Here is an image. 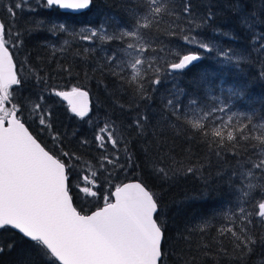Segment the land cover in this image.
<instances>
[{
    "label": "snow or ice",
    "instance_id": "6c2138e0",
    "mask_svg": "<svg viewBox=\"0 0 264 264\" xmlns=\"http://www.w3.org/2000/svg\"><path fill=\"white\" fill-rule=\"evenodd\" d=\"M122 3L132 19L131 27L108 34L89 26L81 28L80 39L92 43L99 37L101 41L120 43V55L115 52L105 54V67L115 80L122 84L126 82L136 101L151 104L154 86L162 82L165 72L185 70L202 59L192 48L175 53L167 44L157 48L156 45L162 41L159 36L152 37L153 30H158L167 22L166 36H178L182 43L198 45L199 49L211 52L213 48L210 44L198 38L196 33L208 27L219 13L208 7L206 13L197 15L192 11L190 0H184L182 14L177 12L171 0H122ZM93 4L94 0H37L33 7L29 0H9L6 13L12 22L0 21V231H17L32 245L34 254L23 256L18 264H166V257L171 259L165 251L169 228L161 215L162 199L156 195L149 179L171 181L180 174H199L206 183L208 181V176L204 175L208 167L201 163L199 167L189 166L186 170L178 167L171 170V174L164 168L152 167L147 172L148 178H143L142 174L141 178H134L132 182L109 184L106 192H101L99 188L93 190V187L73 182L77 167L73 162V153L62 148L59 155L51 149L46 150L47 145L42 146L29 131V121L37 119L39 125L49 131L54 144L59 146L63 142L61 134L52 133L50 112L44 110L45 105L17 95L18 90L30 83L32 75H20L17 68L15 54L24 43L18 29L13 33L17 13L26 8L38 11L40 7L82 13L90 11ZM232 11L235 14L239 8H232ZM171 15L175 19H169ZM241 24L247 26L248 21L242 19ZM38 27L56 34L58 30L64 31L66 25L59 21H45ZM256 50L264 51V44ZM166 52L174 59L161 55ZM219 55L231 59L228 52L220 51ZM20 69H24L23 64ZM62 71L70 73L71 68H63ZM261 75L264 76V73ZM128 76L130 81H126ZM36 83L45 90L50 87L44 77ZM244 91L241 89L233 94L240 96ZM182 94V91H174L162 100L157 125H152V117L147 111H138L132 121V126L139 129L138 136H143L149 125L171 124L178 128L183 121V128L192 133L189 140L197 136L203 138L208 149L206 162L209 167L213 165L211 158H216L215 165L220 169L216 175L221 183L233 187V178L247 180L256 172L264 179V123L258 126L253 123L255 113H237L228 108L226 101L209 107L206 100L194 97L190 98L191 110L185 111L180 99ZM54 95L67 102L75 117H89L92 111L90 94L84 87L73 86L69 90L55 91ZM43 99L41 95L40 100ZM260 119L264 120V116ZM103 121L94 139L97 147L106 152V142L116 148L118 141L110 127L113 118L105 113ZM71 135L76 137L78 133ZM79 142L88 143L83 138ZM247 152L253 155L246 161L251 166L246 174L243 171L221 174L229 153L240 165V157ZM124 156L121 170H128L129 166L135 170L138 167L135 154L125 148ZM75 159L78 160V157ZM104 160L114 169L120 163L119 156L113 160L105 155ZM92 176L95 177L96 173L93 172ZM83 183L91 181L85 176ZM253 187L249 184L250 189ZM260 187L264 189V185ZM78 195L102 200V205L90 214L84 213L74 206ZM203 210L205 215L194 221L197 227L200 224L210 226L213 220L227 214V210L220 212L207 206ZM239 212L241 235L237 236L231 226H222L219 232L220 235L227 232L236 236L235 249L238 258L242 259L252 253L257 244L264 246V235H256L248 227L254 222L264 224V196L255 203L253 212H246L243 207L239 208ZM201 251L207 255L209 249H201L198 245L188 255L178 254L174 264H197L196 253ZM0 252H3L2 247ZM227 254L224 250L217 253Z\"/></svg>",
    "mask_w": 264,
    "mask_h": 264
},
{
    "label": "trees",
    "instance_id": "16d2710c",
    "mask_svg": "<svg viewBox=\"0 0 264 264\" xmlns=\"http://www.w3.org/2000/svg\"><path fill=\"white\" fill-rule=\"evenodd\" d=\"M225 1L229 0H190L192 11L197 15L206 13L208 7L219 13L210 22L212 26L210 32L206 27L196 33L198 38L210 44L213 51L205 52L199 49L198 45H187L182 43L178 37L172 47L181 46L179 52L192 48L193 51L202 56V60L200 63L180 72H165L162 82L158 86H154L155 91L152 93L153 101L151 104L136 101L126 82L122 84L115 80L109 72L104 74L97 66L83 63V60L78 59L61 60L62 64L59 65L64 68H71V72L60 75L64 80L50 76V83L47 85L56 84L64 86L67 90L73 86L84 85L83 87L90 92L93 103L89 117L84 119L75 117L70 112L67 103L52 94L51 86L45 90L43 86L36 83L39 79L29 77L30 83L17 92L19 97H29L34 102L45 105L44 110L50 112L49 122L52 126V133L62 135V144L59 146L54 144L49 131L39 125L37 119L29 121V128L44 145H47V149L53 150L57 155H59L61 148L65 152L74 154L73 162L77 165L73 174L74 183L83 185V177L87 176L91 181L93 190L99 188L101 192H106L109 190V184H122L134 180V178H141L142 174L143 178H148L147 172L152 167L164 168L169 174H171V170L178 167L186 170L189 166L199 167L201 163L208 167V172L204 173L208 176L207 183L197 174L177 175L171 181L158 178L149 179L156 195L162 199L161 215L169 228L165 251L169 253L171 259L166 257V264H174L178 254L188 255L198 245L201 249L207 247L209 251L207 255L203 251L196 253L197 264H264V246L257 244L252 253L239 259L235 249L236 236L227 232L220 235L219 232L222 226H231L237 236L241 235L240 226L234 219L240 220V207H243L246 212H253L255 203H258L264 196V189L260 187L262 185L260 173L256 172L254 177H249L247 180L233 178V187H229L227 184L221 183L216 175L217 171L220 170L215 165L216 158H211L213 160L211 167L207 164L208 149L203 138L197 136L189 140L192 133L183 128V121L180 122L181 127L178 128L171 124L152 126L157 125L162 100L168 98L174 91L183 92L180 99L185 105V111L191 110L190 98L204 100L208 98L207 94L221 98V103L226 101L227 104H230L235 101L234 105L231 106L240 108L246 115L253 114V109L247 104V101L254 102L258 94L264 104V76L261 75L264 71L257 61V59L264 61V51L256 50L260 48L261 44H264V0H260L259 7H256L255 3L253 6L250 5L253 9L244 4L247 3V0H241L239 5L236 3L231 8L225 7ZM171 2L176 6L177 12H181L184 0H171ZM8 3L9 0H0V16L2 21L12 22V18L6 13ZM29 3L35 7L37 0H29ZM232 8H239V11L234 14ZM112 16L116 21L115 28L117 31L127 30L132 26V19L122 0H94L91 10L82 14L65 13L55 7L52 9L40 7L38 11L27 10L26 8V10L19 11L13 23V33L15 34L18 29L24 41L15 54L19 71L20 65L23 64L34 68L45 77L44 72L58 63V59L65 55L72 45L63 47V49L61 47L57 59L50 63L52 58L46 54L45 41L50 39L59 43L60 37L64 43L70 39L73 33L79 32L82 25L97 27L102 23L105 24L102 21H107ZM174 17L171 15L169 19ZM246 18L250 21V24L246 26L248 30L241 24V20ZM38 19L39 25L45 21L56 22L60 20L59 22L64 23L66 28L64 31L58 30L56 34H50L47 28L38 27L39 25L36 24ZM252 21H254L256 31L251 29ZM108 27L109 33H114V30H111L110 26ZM168 28V23H163L158 30H153L152 37L159 36L161 41L169 44L170 39H175V37L165 35ZM205 31H208L207 37L203 36ZM212 35L221 38L222 44L220 46L212 43ZM227 35H229L228 38H226ZM253 37L257 38L254 39ZM112 42L117 43L116 41ZM220 51L228 52L231 59L219 55ZM166 57L168 58V55ZM168 59L172 60L174 56ZM102 66L105 67V64ZM72 74H77L80 77L72 76ZM20 75L22 74L20 73ZM68 76L83 85L72 83L71 79L67 78ZM175 76L181 81L177 86L176 80L171 82ZM130 80L131 77L128 76L126 81ZM98 89H100L99 93L96 92ZM241 89H245L242 95L233 94ZM104 94L106 95L103 97L104 108L101 109L98 96H104ZM41 95L44 96L43 100H40ZM211 102L212 100L209 98V103ZM138 111H147L152 117V125L148 126L143 136H138L139 129L132 126V121L136 118ZM100 112H106L113 118V124L110 127L118 141L116 148L106 142V152L105 149L97 147L94 139L104 123V116ZM260 117L254 116L261 122ZM29 124L27 125L29 126ZM209 128H211L210 123ZM73 132H77L78 135L73 137L71 135ZM121 132H125L124 136L120 135ZM127 133H130L129 139H127ZM81 138L86 139L88 143L86 145L81 144L79 142ZM125 148L135 154L137 158L138 167L135 170H132L131 166L128 170H121L120 168L125 159ZM105 155L113 160L117 156L120 157V163L116 165L115 169L104 160ZM252 155L251 152L242 155L240 157L241 164L238 165L237 159L229 153L225 158V163L222 166L224 171L221 174L231 175L233 171L237 173L246 171L247 173L251 166L246 161ZM75 157H78V160ZM93 172L96 173L95 177L92 176ZM177 179L179 180L178 184H176ZM249 184L254 185V187L250 189ZM246 193L247 195H245ZM82 197L83 195L75 197V205L84 213H90L102 205V200L96 198L82 199ZM242 200L241 206L238 207ZM205 206L220 212L227 210V214L213 220L210 226L200 224L197 227L194 221L199 216L205 215L203 210ZM248 227L256 235H264V224L254 222ZM190 231L191 234H189ZM0 247L3 248V252H0V264H18L23 256L30 254L34 256L32 245L15 230L0 231ZM221 250L228 254L217 255Z\"/></svg>",
    "mask_w": 264,
    "mask_h": 264
},
{
    "label": "rangeland",
    "instance_id": "374dc122",
    "mask_svg": "<svg viewBox=\"0 0 264 264\" xmlns=\"http://www.w3.org/2000/svg\"><path fill=\"white\" fill-rule=\"evenodd\" d=\"M240 2H242V1L241 0H229V1H225V7H227L229 5L234 6L236 3H237V5H239ZM259 2H260V0H247V3H244V4L248 5L250 9H253L251 7V6H253V3H255V6L256 7H259L260 6V3ZM173 19H175V17ZM246 20L248 21V24H250L249 19L246 18ZM58 21H60V20H58ZM102 22H105V24L102 23L103 25L100 24L97 27H92V28H95L98 32L106 31L108 34H110L109 31H108L109 30V27L108 26H110L111 30L113 29L114 32H118L116 30V28H115V22L116 21H114V16H112L109 19H107V21H102ZM36 24L39 25V19L37 20V23ZM251 25H252L251 26V29L253 31H256L254 29V21H252V24ZM87 27H89V26L88 25H82L81 26V28H87ZM244 27H245V29L248 30V28H246V26H244ZM208 29H209V32L212 29V26L210 24L208 26ZM207 32L208 31H205L203 33V36H206L207 37ZM254 33H256V32H254ZM80 34H81V30L79 32L73 33L71 35L70 39H68L64 43H62V39L60 37H59V43H57L54 40H50V39L48 41H45L44 42L45 46L47 47V49H45L46 54L49 55L52 58L50 63L54 62V60L57 59V57H58L57 54L60 51L61 47L63 49V47H66V46H69V45L72 44L71 47H70V49H69V51L65 55H63L62 57H60L58 59V63L54 64L50 69H48V70H46L44 72L46 74L45 77L41 73H39V71H37L34 68H31L29 66H26V65H24V69L23 70L20 69V73L22 75H25V76H28L29 73H31L32 75L30 77L31 78H36V79H40V77H44L45 79H47V81H46L47 83H50V80H49L50 76H53L54 78H61L62 80H64L63 77H60V75L65 74V72L62 71V69L64 67H62L61 65H59V64H62L61 63V60H63V59H73V60L78 59V60H83L82 61L83 63H86V64L87 63L88 64L90 63V64H93V65L97 66L100 70L103 71L104 74H106L107 72H109V70L106 67H103L102 66V65L105 64V54L106 53L107 54H112L113 52H115L117 55H120L121 54V44H117V43H113V42H108V41H101V40H99V37H97L94 42L90 43V42H87V41H82L80 39ZM84 34H87V33H84ZM228 37H229V35L226 36V38H228ZM211 38L213 40L212 43L214 45L220 46L222 44L221 38L217 37L216 35H212ZM253 38L256 39L257 37H253ZM177 39H178V36L175 37V39H170L169 44H167L168 47L171 48V50H172L173 53H175L176 49H177V51H179V49L181 48V46H179V47L178 46L172 47V44ZM164 44H166V43L162 41V43L160 44V46H157V48L163 46ZM85 49H87L88 51H85ZM164 55L165 56L168 55V58L172 57L167 52L164 53ZM224 58H227V57H224ZM24 61H26V60L24 59ZM257 61L260 63V67L262 68V71H264V61H260L259 59H257ZM210 63H211V61H210ZM66 68H69V67H66ZM170 73H172V72H170ZM72 76L80 77L77 74H72ZM178 77H180V76H178ZM67 78L68 79H71L72 77L71 76H68ZM176 78H177V76H175V78L171 82H173L174 80H176L175 83H176V86H177L179 83H181V81L179 79H176ZM71 81L74 84L81 83V82L75 81L74 79H71ZM61 83H63V82H61ZM50 86H51V92H52L53 95H54V92L55 91L67 90V89L64 88V86H59V85H56V84H51ZM96 92L99 93L100 92V89H98ZM103 97H106V95L104 94V96H98L99 107L101 109L104 108ZM207 97L208 98L207 99H204V100H206V102H207V104H208L209 107L213 103L218 104V105L219 104H223V103H221V98H218V97H215V96H208V94H207ZM209 98H211V100H212L211 103H209ZM260 98L261 97L258 94V97L255 99L254 102H251L250 103V102L247 101V104L252 107L253 113H255V115L264 116V104L262 103L263 101ZM214 100H216V102H214ZM234 103H235V101L232 102V103H230V104H227L228 105V108L232 109L233 111H235L237 113L244 112L240 108H233L231 105H234ZM202 107H203V105H201V108ZM260 110H262V111H260ZM105 113L106 112H100V114L103 115V116H104ZM258 120L259 119L254 118L253 123L254 124H257V126L260 123H264V120H262L261 122L258 121ZM128 127L130 128V126H128ZM149 131L152 132L151 130H149ZM124 134H125V132H121L120 133L121 136H124ZM129 138H130V133H127V139H129ZM244 173H246V171ZM180 175H182V174H180ZM197 175H199V174H197ZM178 183H179V180L177 179L176 180V184H178ZM261 184L264 185L263 179L261 181ZM82 186L92 187L91 186V183H89V184H84L83 183ZM84 198L85 197H82V199H84ZM242 202H243V200L238 205V207L241 206ZM246 207L248 208L247 205H246ZM234 220H235V222H237L239 224L240 227L242 226L240 220H237V219H234Z\"/></svg>",
    "mask_w": 264,
    "mask_h": 264
},
{
    "label": "water",
    "instance_id": "95a60500",
    "mask_svg": "<svg viewBox=\"0 0 264 264\" xmlns=\"http://www.w3.org/2000/svg\"><path fill=\"white\" fill-rule=\"evenodd\" d=\"M62 12H65V13H72V12H66V11H63V10H61ZM88 10H86V11H84V12H87ZM84 12H82V13H84ZM82 13H74V14H82ZM0 21H2V18H1V16H0ZM199 54V53H198ZM202 60V59H201ZM201 60L200 61H198V62H194L193 63V65H195V64H197V63H200L201 62ZM193 65H191V66H189L188 68H190V67H192ZM187 68V69H188ZM175 71H180V70H175ZM89 94H90V92H89ZM61 99V98H60ZM65 102V101H64ZM67 103V102H66ZM90 104H91V107H93V103H92V99H91V95H90ZM91 113V112H90ZM90 113H89V115H90ZM26 127H29L27 124H26ZM29 131L33 134V136L35 137V138H37L36 137V135L32 132V130L29 128ZM38 139V138H37ZM38 142H40L41 143V145L42 146H45L39 139H38ZM46 150H48L47 148H46ZM133 180H131V181H128V182H132ZM74 206H76L75 205V203H74ZM79 210V209H78ZM90 214V213H89Z\"/></svg>",
    "mask_w": 264,
    "mask_h": 264
},
{
    "label": "bare ground",
    "instance_id": "6f19581e",
    "mask_svg": "<svg viewBox=\"0 0 264 264\" xmlns=\"http://www.w3.org/2000/svg\"><path fill=\"white\" fill-rule=\"evenodd\" d=\"M52 45V44H51ZM25 46V45H24ZM93 108V107H92Z\"/></svg>",
    "mask_w": 264,
    "mask_h": 264
}]
</instances>
